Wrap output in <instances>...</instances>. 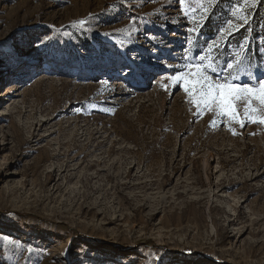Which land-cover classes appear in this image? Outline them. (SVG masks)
<instances>
[{
  "label": "rangeland",
  "instance_id": "rangeland-1",
  "mask_svg": "<svg viewBox=\"0 0 264 264\" xmlns=\"http://www.w3.org/2000/svg\"><path fill=\"white\" fill-rule=\"evenodd\" d=\"M222 1L0 0V264H264V103L185 67L259 92L258 0Z\"/></svg>",
  "mask_w": 264,
  "mask_h": 264
},
{
  "label": "snow or ice",
  "instance_id": "snow-or-ice-1",
  "mask_svg": "<svg viewBox=\"0 0 264 264\" xmlns=\"http://www.w3.org/2000/svg\"><path fill=\"white\" fill-rule=\"evenodd\" d=\"M253 3L256 2V0H252ZM181 5L185 3V0H180ZM247 22V21H245ZM78 23L83 26L87 23V21H79ZM184 60L186 61V68L194 69L192 72V75L199 76L201 72L205 74L203 81L201 80H195L192 82L193 88L198 84L199 90H200V97L201 101L204 103L205 107H208L209 105H215L218 104L224 112L229 116H235L236 115V109L233 107V100L240 94V89H244L247 91V94L250 97H256L260 100L261 103H264V80H259L258 83L260 84L259 92L254 91V86H249L247 84L245 85H234L230 83H222V84H209L208 81V73L215 72V67L212 66L214 64L215 57L212 58V63L208 64L207 66L204 65V57H201L200 59H197L196 57H184ZM195 60L196 64L193 65L192 61ZM243 58H237L235 59V62H229L226 66V69H222V71L227 72L229 75L231 72L237 70L241 64H243ZM184 69H181L180 72L174 74V77H179L183 73ZM233 80L236 79V77H232ZM225 80H227V77H225ZM179 82V81H177ZM188 90L187 88L185 89ZM211 111L212 109L209 108ZM262 123H264V119L261 120ZM243 126V124H242ZM162 259V258H158Z\"/></svg>",
  "mask_w": 264,
  "mask_h": 264
},
{
  "label": "trees",
  "instance_id": "trees-1",
  "mask_svg": "<svg viewBox=\"0 0 264 264\" xmlns=\"http://www.w3.org/2000/svg\"><path fill=\"white\" fill-rule=\"evenodd\" d=\"M228 0H223L222 3L218 6L219 9H223V7H226L225 4ZM241 33V34H240ZM236 34V33H235ZM239 35L243 34V37L247 34L249 35L250 40H254L256 38L260 39V48L262 50V53L264 54V0H258L256 7L252 11V15L250 17L249 22L238 31ZM255 47L254 52L255 55H248V58L251 59H258V48ZM250 50V48L248 49ZM259 64V63H257ZM258 66V65H256ZM256 68V67H255Z\"/></svg>",
  "mask_w": 264,
  "mask_h": 264
},
{
  "label": "bare ground",
  "instance_id": "bare-ground-1",
  "mask_svg": "<svg viewBox=\"0 0 264 264\" xmlns=\"http://www.w3.org/2000/svg\"><path fill=\"white\" fill-rule=\"evenodd\" d=\"M34 59H38L37 57H34ZM117 84H124V81H122L121 79H118L117 80V82H116ZM68 163H69V161L68 160H66V162H64L63 164H61V166L59 167V171H66V172H68L69 171V169H68V167H69V165H68ZM93 176H91V178H92ZM91 178H89L88 180H92ZM87 181V180H86ZM58 184L56 183V180L54 179V174L53 173H50V174H47L46 175V178H45V180H44V182H43V185H42V192L44 193L43 194V196L44 197H46V198H51L52 197V195H53V192H54V190L56 189V188H58V186H57ZM93 185V184H92ZM91 187V186H90ZM95 189V188H94ZM96 189L98 190V188L96 187ZM88 198V197H87ZM89 199V198H88ZM99 203V202H98ZM94 204V203H93ZM99 205V204H98ZM81 206V205H80ZM88 206V205H87ZM97 206V204L95 205H92V206H90L89 207V212H92L93 211V215L95 216V217H97L98 215V210H97V212L96 211H94V210H96L95 208H97L96 207ZM82 207V206H81ZM107 211H108V213H109V211H110V209L108 208L107 209ZM88 213V212H87ZM108 213H102L103 214V219H105L106 221H105V223L106 224H109V223H111V221H112V219L110 218V216H109V214ZM114 222V221H113Z\"/></svg>",
  "mask_w": 264,
  "mask_h": 264
}]
</instances>
